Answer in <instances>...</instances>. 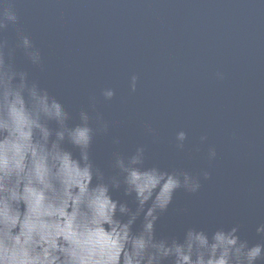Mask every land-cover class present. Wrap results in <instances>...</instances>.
<instances>
[{"label": "water", "instance_id": "1", "mask_svg": "<svg viewBox=\"0 0 264 264\" xmlns=\"http://www.w3.org/2000/svg\"><path fill=\"white\" fill-rule=\"evenodd\" d=\"M14 2L19 22L0 31L5 52L15 50L6 60L74 117L80 109L103 116L110 131L94 139L96 163L108 168L113 152L129 155L143 145L144 167L200 177L196 193L176 192L157 237H180L189 226L209 233L237 226L249 244L264 242L256 232L264 223V0ZM19 34L39 49L42 66L16 47ZM108 87L111 100L102 96Z\"/></svg>", "mask_w": 264, "mask_h": 264}, {"label": "clouds", "instance_id": "2", "mask_svg": "<svg viewBox=\"0 0 264 264\" xmlns=\"http://www.w3.org/2000/svg\"><path fill=\"white\" fill-rule=\"evenodd\" d=\"M16 8L14 0H0V31L18 24ZM16 47L32 65L42 66L28 35L19 34ZM5 49L6 41L0 40V264L264 261V242L249 244L237 226L211 233L189 226L180 237H157L156 224L176 192L196 193L200 177L144 167L143 145L129 155L113 152L108 168L99 165L92 156L93 142L98 134H109V123L85 109L74 117L26 70L6 60L15 50ZM137 79L130 77L132 91ZM114 95L111 87L102 90L105 100ZM90 106L95 108L94 97ZM186 136L183 130L176 133L178 148ZM111 139L119 145L118 136ZM208 156L215 158V148ZM201 175L208 179L210 173ZM114 192L123 198L114 199ZM256 232L264 237V223Z\"/></svg>", "mask_w": 264, "mask_h": 264}]
</instances>
